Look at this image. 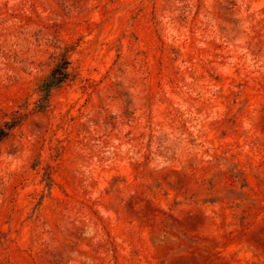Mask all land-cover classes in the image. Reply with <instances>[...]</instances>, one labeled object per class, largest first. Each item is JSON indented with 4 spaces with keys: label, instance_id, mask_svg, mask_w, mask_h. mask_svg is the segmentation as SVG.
<instances>
[{
    "label": "rangeland",
    "instance_id": "374dc122",
    "mask_svg": "<svg viewBox=\"0 0 264 264\" xmlns=\"http://www.w3.org/2000/svg\"><path fill=\"white\" fill-rule=\"evenodd\" d=\"M14 114L0 264H264V0H0Z\"/></svg>",
    "mask_w": 264,
    "mask_h": 264
},
{
    "label": "trees",
    "instance_id": "16d2710c",
    "mask_svg": "<svg viewBox=\"0 0 264 264\" xmlns=\"http://www.w3.org/2000/svg\"><path fill=\"white\" fill-rule=\"evenodd\" d=\"M70 64L69 57L64 53L60 62L53 68L50 75L38 84L36 91L40 93L41 98L35 109L38 111L45 109L52 90L62 86L70 79ZM22 117L23 114H14L12 120L7 121L4 126L0 127V142L12 134L16 126L20 124Z\"/></svg>",
    "mask_w": 264,
    "mask_h": 264
}]
</instances>
